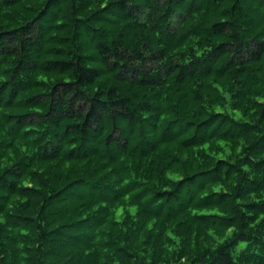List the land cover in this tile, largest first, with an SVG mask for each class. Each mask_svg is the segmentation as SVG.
Masks as SVG:
<instances>
[{
    "label": "trees",
    "instance_id": "trees-1",
    "mask_svg": "<svg viewBox=\"0 0 264 264\" xmlns=\"http://www.w3.org/2000/svg\"><path fill=\"white\" fill-rule=\"evenodd\" d=\"M71 2L69 25L59 15L65 0H0V261L264 264V70L254 67L261 57L226 60L228 21L217 20L204 29L205 43L214 42L207 56L188 47L179 53L187 63L175 66L178 85H195L190 99L180 88L172 97L194 109L192 119L163 113L159 138L134 141L114 130L102 145L86 143L97 131L88 120L55 131L75 118L57 112L81 83L67 74L92 59L70 47L81 35L75 13L89 0ZM226 3L193 0L191 12L225 15L236 7ZM38 21L71 34L45 44ZM200 34L197 24L183 35L173 29L172 39L185 47Z\"/></svg>",
    "mask_w": 264,
    "mask_h": 264
},
{
    "label": "clouds",
    "instance_id": "clouds-1",
    "mask_svg": "<svg viewBox=\"0 0 264 264\" xmlns=\"http://www.w3.org/2000/svg\"><path fill=\"white\" fill-rule=\"evenodd\" d=\"M76 3L79 5V0ZM192 3L193 0H89L82 12L77 11L81 35L70 47L74 55L92 59L84 69L67 74L72 80L79 77L81 83L72 86V91L58 103L57 112L60 116L74 112L75 118L64 119L55 131L63 135L67 125L85 127L82 121L88 120L91 129L97 131L88 132L86 143L102 145L114 130L115 136L121 138L132 133L134 141L159 138L167 123L159 119L163 113L175 112L185 120L192 119L194 109L183 104L177 107L172 97L180 88L189 93L187 99H190L195 85L193 79L178 85L180 69L175 66L187 63L179 53H187L188 47L194 50L195 56H207L214 42L209 37L205 43L204 29L217 20L228 21L221 39L230 42L232 51L225 59L259 55L261 59L254 67L264 70V0H230L224 7L231 9L233 4L236 7L225 15L219 11L192 13ZM36 7L43 8V4ZM62 8L60 18L71 25V0H65ZM39 24L40 21L37 30L44 32L45 44L58 35L71 34L52 32L47 23L43 28ZM197 24L201 34L189 35L187 45L178 48L172 39L173 29L183 35ZM198 41L202 47H197ZM88 68L96 71L89 72ZM56 79L63 80L64 76ZM148 81L154 83L148 84ZM144 102L152 105L153 110L142 111ZM44 127L48 128L49 124ZM244 247L240 245L241 249ZM0 264L7 262L0 261Z\"/></svg>",
    "mask_w": 264,
    "mask_h": 264
}]
</instances>
